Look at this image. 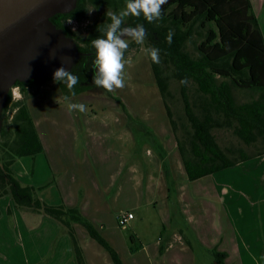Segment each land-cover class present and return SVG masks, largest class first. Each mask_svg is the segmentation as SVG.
<instances>
[{
    "label": "crops",
    "instance_id": "crops-1",
    "mask_svg": "<svg viewBox=\"0 0 264 264\" xmlns=\"http://www.w3.org/2000/svg\"><path fill=\"white\" fill-rule=\"evenodd\" d=\"M249 1L264 36V0ZM91 89L72 98L88 112L69 113L52 78L26 85L42 151L13 161L20 182L42 186L39 196L49 204L77 208L122 264H215L213 251L226 254L225 264H264V153L190 179L167 112L171 126L163 127L165 105L133 114L129 105L109 101L110 92L101 101L81 98ZM184 149L189 154L190 146ZM228 177L237 187L222 181ZM136 210L152 233L132 222L130 244L117 216L131 211L133 221ZM153 213L160 218L153 220ZM73 226L86 264H115L81 223ZM0 264L76 261L55 218L17 208L7 194L0 196Z\"/></svg>",
    "mask_w": 264,
    "mask_h": 264
},
{
    "label": "trees",
    "instance_id": "trees-1",
    "mask_svg": "<svg viewBox=\"0 0 264 264\" xmlns=\"http://www.w3.org/2000/svg\"><path fill=\"white\" fill-rule=\"evenodd\" d=\"M96 8L101 5L113 7L119 12L115 0H77L75 7L69 12H58L50 19L64 33L71 36L78 50L90 52L92 39L101 35L102 29L110 20L102 14L93 22L89 32L81 37L63 24L67 17H82L87 14L88 6ZM161 20L148 23L141 15L139 18L129 16L126 24L135 26L144 24L146 30L151 29L152 46L161 49L160 56L172 66V73L180 84L182 78L192 82L195 91L188 95L187 84L181 85L184 100V112L189 121L191 131L186 138L190 146L189 154L184 149V141L177 138L182 152V160L190 179L234 165L239 160L252 157L241 148H237L238 157L230 158L215 141L211 128L214 126H233V132L247 145L260 139L264 144V36L253 13L249 0H167L162 6ZM205 29L204 38L197 49L198 54L191 56L184 51V41L195 24ZM171 30V45L166 42L167 33ZM152 37V35H150ZM157 39V40H156ZM93 54H81L70 70L78 75L80 82L75 86V93L96 87L92 82ZM152 71L158 90L163 98L167 115L176 130V122L167 97L168 82L159 64L151 61ZM43 79L29 78L16 80L14 84L21 86L23 97L16 101L12 118L8 122L5 114L10 102V91L1 109L0 128V196L10 195L17 208L30 209L55 218L70 236L76 264H86L78 243L73 223H81L89 235L100 243L112 257L115 264H122L115 250L97 231L93 224L75 207L64 204H49L39 196L42 186L21 183L15 176L11 164L20 156L35 155L42 151V144L35 128L32 116L25 102L26 85L40 83ZM59 86L65 95H71L62 83ZM233 86L258 91L256 97L237 102L233 94ZM120 104L123 102L117 98ZM229 151V150H227ZM264 153V150L256 154ZM134 241L133 235L130 236ZM215 264H225L226 254L213 251Z\"/></svg>",
    "mask_w": 264,
    "mask_h": 264
},
{
    "label": "rangeland",
    "instance_id": "rangeland-1",
    "mask_svg": "<svg viewBox=\"0 0 264 264\" xmlns=\"http://www.w3.org/2000/svg\"><path fill=\"white\" fill-rule=\"evenodd\" d=\"M115 2L118 7V10L122 9L125 6V0H115ZM91 8L92 10L89 11V9ZM108 11L113 12V7L107 5H101L100 7L96 8L90 5L88 6L86 13H90L91 21L95 22L96 20H99L101 18L102 14H106V12ZM147 33L148 36L146 38L144 45H137L133 41L129 42V49L125 53V58L130 60L131 63L126 65V69H125L127 73L126 85L123 89H117L114 92H110L113 96L120 97V101L123 102V104L129 105V108L133 109L132 111L133 114H135V109L138 108L143 109L146 108V106L148 105L153 106V108H156V106H161L163 108L164 106L163 98L158 90L153 75L151 60L149 57L145 56L141 51L143 47L152 46L153 44V38H155V35L152 34L151 29L149 30L147 29ZM205 33L206 30L199 28L198 23H196L195 26L190 31H187L188 37L184 41V46H183L184 51H186L191 56H196L198 54L197 47L200 41L204 38ZM150 35H152V37ZM160 57H161V62L159 63V66L163 71V75L167 79L168 91L170 93V96L167 97V100L172 109L173 118L176 122V130L174 131L173 140H177V138H179V140L184 141L183 143L187 147V145L189 146V144L187 142L186 135L187 132L191 131V127L184 112V103H183L184 100H183L181 87L179 82L172 73V66H170L168 63H166L163 60V56ZM194 91H195V87L193 83L189 81V83L187 84L188 95L192 96L194 94ZM107 92L108 91L104 90L103 88L94 87L90 91H86V93H82L80 96L81 98L90 97L93 100L95 99L101 101L103 99L102 96L105 94L107 95ZM233 94L237 102H242L249 100L252 96L256 97L258 95V91H251L250 89L247 88L233 86ZM112 95H109L108 93L107 97H109V101H117L115 97H113ZM100 101H94V102H100ZM162 111L164 114V120L167 121V122L163 121V125H164L163 127L167 128L168 130L171 125L166 115V110L163 109ZM129 119L135 120V118H129ZM9 121L10 120H8V122ZM211 131L214 134L215 141L222 148V150L225 151L226 155L230 158L238 157V154L236 152L237 148H241L245 150L247 153L253 154L252 157L258 155L256 154V152L264 150V144L260 139H257L254 143H251L250 145L245 144L233 132V126H214L211 128ZM222 181L226 183H230L233 186L237 187V184L234 181V179H230L228 177L227 179H223ZM135 213H136V217L133 221L129 220L124 227L120 226V232L124 235L125 239L130 244L134 243L130 238V235L133 233L131 229L132 222H140V230L143 229V231L146 234L152 233V229L148 228L147 223H145L144 220L142 221V218L144 219L143 212L140 210H136ZM159 215H160L159 213H156L155 215L153 213V217H152L153 220H156L157 218L159 219L160 218ZM186 230H184V232L188 235L191 232L189 231L188 226H186ZM251 264H261V263L252 260Z\"/></svg>",
    "mask_w": 264,
    "mask_h": 264
},
{
    "label": "water",
    "instance_id": "water-1",
    "mask_svg": "<svg viewBox=\"0 0 264 264\" xmlns=\"http://www.w3.org/2000/svg\"><path fill=\"white\" fill-rule=\"evenodd\" d=\"M77 0H0V128L1 109L16 80L52 78L56 68L71 70L81 54L75 40L50 17L72 10ZM71 57L62 65L61 57Z\"/></svg>",
    "mask_w": 264,
    "mask_h": 264
},
{
    "label": "clouds",
    "instance_id": "clouds-1",
    "mask_svg": "<svg viewBox=\"0 0 264 264\" xmlns=\"http://www.w3.org/2000/svg\"><path fill=\"white\" fill-rule=\"evenodd\" d=\"M167 0H125V6L119 12H106L110 20L102 29H99L101 35L92 39L91 46L95 49L92 68L94 69L92 82L96 87L103 88L108 92H114L117 89H123L126 85L127 73L126 65L131 61L125 58V53L129 49V42L133 41L137 45H144L148 36L144 24L137 23L135 26L126 24V18L134 16L143 18L148 23L161 20L162 6ZM89 9V11H91ZM71 23V20L68 19ZM174 33L169 30L166 36V42L171 45ZM142 53L149 57L153 63L161 62V49L154 46L143 47ZM62 65L71 62V57H61ZM52 79L54 82L62 83L68 89L69 95L62 97L69 113L78 111L87 113L88 107L81 102H73L72 98L76 93L74 88L79 84L80 78L65 67L60 66L53 72ZM187 78L180 80L181 85L187 84Z\"/></svg>",
    "mask_w": 264,
    "mask_h": 264
},
{
    "label": "built area",
    "instance_id": "built-area-1",
    "mask_svg": "<svg viewBox=\"0 0 264 264\" xmlns=\"http://www.w3.org/2000/svg\"><path fill=\"white\" fill-rule=\"evenodd\" d=\"M68 19L71 20V23L68 22ZM63 24L75 34L83 37L89 32L93 21H91L90 13H87L82 17H67L63 19ZM8 90L10 91V102L5 114L7 119L10 120L16 110L13 104L23 97V92L18 84H12ZM132 217L133 213L131 211L120 212L117 216V222L120 226H125Z\"/></svg>",
    "mask_w": 264,
    "mask_h": 264
}]
</instances>
